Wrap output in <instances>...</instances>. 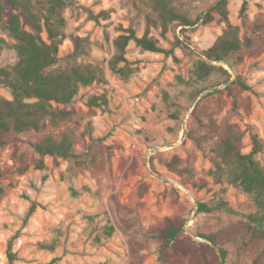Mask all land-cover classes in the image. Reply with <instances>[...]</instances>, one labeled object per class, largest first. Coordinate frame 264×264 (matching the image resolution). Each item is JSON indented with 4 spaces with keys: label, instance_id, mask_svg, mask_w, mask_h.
Instances as JSON below:
<instances>
[{
    "label": "rangeland",
    "instance_id": "1",
    "mask_svg": "<svg viewBox=\"0 0 264 264\" xmlns=\"http://www.w3.org/2000/svg\"><path fill=\"white\" fill-rule=\"evenodd\" d=\"M154 1L66 0L65 38L52 68L89 64L101 74L80 86L69 104L52 103L71 116L48 132L73 131L77 160L84 164L45 156L37 168L27 142L40 134L9 139L0 149V264H8L9 244L16 256L12 264H161L152 233L174 217L184 221L185 235L219 255L218 247L196 235L264 213V197L257 201L231 184L223 166L220 178L209 174L215 137L207 129L237 125L244 131V154L251 149L250 127L264 141V30L251 29L264 24V0H227L228 23L237 29L241 47L219 62L203 54L227 29L212 11L219 0H169L176 13L193 22L187 26L178 21L164 26ZM0 3L3 20L20 14L7 0ZM100 11L108 16L98 24L88 17ZM207 15L211 19L204 22ZM127 31L154 40L161 52L144 51L130 41L124 57L132 72L122 77L107 62L112 41ZM40 38L47 42L45 31ZM74 38L84 40L85 53H76ZM14 43L0 24V66L15 63ZM202 61L213 69L199 73ZM0 97L12 99L2 85ZM255 157L264 164V149ZM174 158L172 170L168 164ZM219 200L233 212L197 213V204ZM107 227L113 229L109 235ZM220 246L227 251L226 264H252L259 254L258 264H264L262 248Z\"/></svg>",
    "mask_w": 264,
    "mask_h": 264
},
{
    "label": "trees",
    "instance_id": "2",
    "mask_svg": "<svg viewBox=\"0 0 264 264\" xmlns=\"http://www.w3.org/2000/svg\"><path fill=\"white\" fill-rule=\"evenodd\" d=\"M10 7L18 9L20 14L10 13L5 20L4 6L0 3L1 29L14 40L13 49L16 61L11 66H0V85L9 89L12 99L6 100L0 97V149L12 138H19L25 134L41 135L35 141H28V146L36 156L37 168H41L43 157L54 156L63 159H75L78 156L74 150L75 135L73 131L50 133L49 129L57 130L61 123L67 121L71 113L60 109L56 105H67L77 94L80 86H87L98 80L101 71L89 64L68 65L60 69H53L56 63L58 47L65 38L64 28L66 20L63 15L66 0H7ZM154 10L158 13L163 25L178 21L184 26L193 22L184 15L176 13L170 7L169 0H155ZM246 10L243 1L240 14ZM212 11L216 12L222 22L227 25L224 33L216 39L211 47L203 51L209 61H226L227 57L237 52L241 42L237 29L228 23L227 0H219ZM108 11H100L97 14L89 13L88 17L99 23V18L105 20ZM21 17L29 26L31 32L21 28ZM211 19L207 15L204 22ZM255 30H264L263 23L251 25ZM45 31L47 42L40 38V33ZM112 41L113 52L107 62L109 70L127 77L132 71L126 67L125 49L130 41L144 51L161 52L154 40L146 36L136 37L132 31H127ZM264 41V39H263ZM76 53H85L82 49L84 40L73 39ZM124 63L123 67H118ZM212 66L205 62H199L198 72H210ZM223 70V69H221ZM226 73V71H223ZM96 98L90 100L95 104ZM209 132L215 137L211 152L214 154V170L209 174L220 178L223 174L222 166L225 168L227 180L237 185L244 193L255 195L256 200L264 197V164H261L256 155L264 149L262 141L249 128V139L251 149L248 153H242L241 131L237 125L224 123L220 127L214 124L208 125ZM81 164L83 161L77 160ZM177 158L168 164L177 165ZM92 164V161H91ZM26 165L20 170L24 172ZM258 201V200H257ZM32 205L27 216L31 214ZM219 210L233 212L223 200L214 205L207 203L197 204V213L211 214ZM247 222H233L228 227L207 234L199 233L196 236L214 244L219 249V255L208 244L195 242L184 234V221L178 217L165 218L162 225L157 228L152 237L158 243V261L161 264H226L227 251L220 245L224 242H234L237 251H253L262 248L264 251V213L246 215ZM112 227H107L109 235ZM256 251V250H255ZM262 254L255 257L252 264H258ZM8 264L16 260L15 254L11 252V245L7 249Z\"/></svg>",
    "mask_w": 264,
    "mask_h": 264
}]
</instances>
